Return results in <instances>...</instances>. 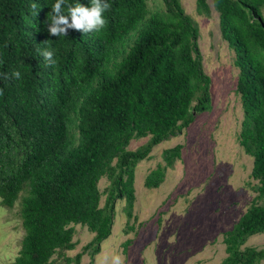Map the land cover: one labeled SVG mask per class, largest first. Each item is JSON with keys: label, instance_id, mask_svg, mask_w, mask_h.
Listing matches in <instances>:
<instances>
[{"label": "trees", "instance_id": "16d2710c", "mask_svg": "<svg viewBox=\"0 0 264 264\" xmlns=\"http://www.w3.org/2000/svg\"><path fill=\"white\" fill-rule=\"evenodd\" d=\"M148 1L103 0L111 5L103 29H66L58 37L48 32L56 0H0V204H18L23 230L9 264H82L85 253L90 261L83 264H93L118 200L126 228L134 229L136 165L211 109L198 23L180 0L153 7ZM211 2L234 52L242 109L237 139L252 158L255 181L251 203L223 234L226 256L219 264H264V245H246L264 233V0ZM76 3L90 7V0H66L65 14ZM195 8L211 13L208 0H195ZM44 50L55 64L45 61ZM182 147L162 150L163 163L146 174V188L161 184ZM102 177L108 184L100 191ZM77 224L92 238L66 256L76 246Z\"/></svg>", "mask_w": 264, "mask_h": 264}, {"label": "rangeland", "instance_id": "374dc122", "mask_svg": "<svg viewBox=\"0 0 264 264\" xmlns=\"http://www.w3.org/2000/svg\"><path fill=\"white\" fill-rule=\"evenodd\" d=\"M156 1L148 3L153 7ZM180 1L199 26L203 68L211 78V109L197 115L181 134L154 146L150 158L136 165L134 229L126 228L124 201L118 200L111 234L101 242L93 264H114V255L120 256L122 264H219L226 256L224 232L255 195L250 186L255 182L250 178L252 158L237 139L242 109L235 92L238 69L234 52L221 36L211 0L208 17L197 14L195 0ZM146 140L132 139L128 148L133 150ZM178 143L183 145L181 158L166 170L157 188H146V174L163 163L162 150ZM107 184L102 177L100 191ZM103 201L104 195L100 203ZM22 234L18 204L11 209L0 204V264L15 258ZM92 235L86 226L75 225L76 246L63 253L73 257ZM128 238L132 241L126 247ZM246 245L263 246L264 233L251 236ZM89 261L88 254H83L81 263Z\"/></svg>", "mask_w": 264, "mask_h": 264}, {"label": "clouds", "instance_id": "9594fccd", "mask_svg": "<svg viewBox=\"0 0 264 264\" xmlns=\"http://www.w3.org/2000/svg\"><path fill=\"white\" fill-rule=\"evenodd\" d=\"M65 4L66 0H56L55 4L51 6V12L48 14L50 17L48 32L50 35L58 37L66 36V29H76L84 32H89L94 29L96 32H99L107 23L103 14L111 8V5L103 2V0H90V7L83 6L79 3L75 5L68 4L65 14ZM31 8L37 10L38 6L32 4ZM44 43L48 44V41ZM41 54L49 64H55V61L52 59L53 52L51 50H44ZM12 74L19 79L20 72L14 71ZM113 261L114 264H122L119 255H114Z\"/></svg>", "mask_w": 264, "mask_h": 264}]
</instances>
